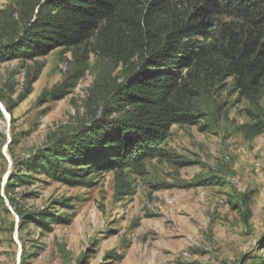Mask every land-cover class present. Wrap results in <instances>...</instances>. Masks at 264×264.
Instances as JSON below:
<instances>
[{
    "label": "rangeland",
    "instance_id": "1",
    "mask_svg": "<svg viewBox=\"0 0 264 264\" xmlns=\"http://www.w3.org/2000/svg\"><path fill=\"white\" fill-rule=\"evenodd\" d=\"M38 2L0 0V47L22 33ZM104 52L92 38L0 61V264H248L264 256V85L249 98L231 76L203 77L191 99L194 123L173 124L158 155L90 172L85 184L23 164L113 104L124 65ZM254 123L262 131L248 139ZM11 173L27 181L8 184ZM41 209L65 220L43 226L24 215Z\"/></svg>",
    "mask_w": 264,
    "mask_h": 264
},
{
    "label": "trees",
    "instance_id": "2",
    "mask_svg": "<svg viewBox=\"0 0 264 264\" xmlns=\"http://www.w3.org/2000/svg\"><path fill=\"white\" fill-rule=\"evenodd\" d=\"M92 38L124 65L110 94L113 104L23 163L69 185L85 184L90 172L158 155L173 124L195 122L191 99L203 77L231 76L249 98L264 85V0H39L22 33L0 47V61ZM261 131L259 123L247 124L245 136ZM26 176L11 173L7 183L27 181ZM65 200L59 203L68 204ZM24 215L43 226L65 220L47 209ZM248 264H264V256Z\"/></svg>",
    "mask_w": 264,
    "mask_h": 264
}]
</instances>
